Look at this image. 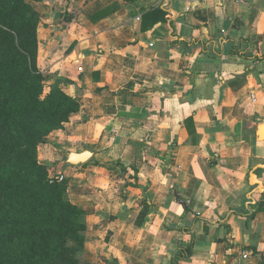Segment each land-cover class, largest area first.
Returning a JSON list of instances; mask_svg holds the SVG:
<instances>
[{
  "label": "crops",
  "instance_id": "obj_1",
  "mask_svg": "<svg viewBox=\"0 0 264 264\" xmlns=\"http://www.w3.org/2000/svg\"><path fill=\"white\" fill-rule=\"evenodd\" d=\"M32 4L39 68L49 83L68 78L81 104L40 159L86 212L82 264L257 262L264 0ZM84 150L88 161L69 162Z\"/></svg>",
  "mask_w": 264,
  "mask_h": 264
},
{
  "label": "trees",
  "instance_id": "obj_2",
  "mask_svg": "<svg viewBox=\"0 0 264 264\" xmlns=\"http://www.w3.org/2000/svg\"><path fill=\"white\" fill-rule=\"evenodd\" d=\"M32 1L41 0H0V264H82L68 238L83 251L86 212L38 156L81 104L64 89L68 78L49 83L39 68L41 14Z\"/></svg>",
  "mask_w": 264,
  "mask_h": 264
},
{
  "label": "water",
  "instance_id": "obj_3",
  "mask_svg": "<svg viewBox=\"0 0 264 264\" xmlns=\"http://www.w3.org/2000/svg\"><path fill=\"white\" fill-rule=\"evenodd\" d=\"M262 138H264V137H262ZM91 156H92V152L89 150H84L81 152H71L69 154L68 160L71 164L77 165V164L84 163V162L88 161ZM252 175L255 176L254 173H252ZM255 183L260 185L259 181H256Z\"/></svg>",
  "mask_w": 264,
  "mask_h": 264
},
{
  "label": "built area",
  "instance_id": "obj_4",
  "mask_svg": "<svg viewBox=\"0 0 264 264\" xmlns=\"http://www.w3.org/2000/svg\"><path fill=\"white\" fill-rule=\"evenodd\" d=\"M244 0H240V2H243ZM80 70H83L82 67H80ZM49 176L52 181H63L66 177L64 174H56V173H49ZM241 256L243 259H250L252 257L251 252L248 249L242 250ZM253 264H264V253L262 257L257 261L254 262Z\"/></svg>",
  "mask_w": 264,
  "mask_h": 264
},
{
  "label": "rangeland",
  "instance_id": "obj_5",
  "mask_svg": "<svg viewBox=\"0 0 264 264\" xmlns=\"http://www.w3.org/2000/svg\"><path fill=\"white\" fill-rule=\"evenodd\" d=\"M55 130H57V129H55ZM55 130H53V131H55ZM52 131V132H53ZM52 132H50V133H52ZM49 133V134H50ZM48 134V135H49ZM48 137V136H47ZM40 152H41V150H39L38 151V156H39V160L42 162V160L40 159ZM43 163V162H42ZM86 218V217H85ZM68 245H71L73 248H77L78 249V252H79V250H81L79 253H78V255H79V257H82V249H80L79 248V246L76 244V241L75 240H72V239H70V238H68Z\"/></svg>",
  "mask_w": 264,
  "mask_h": 264
}]
</instances>
